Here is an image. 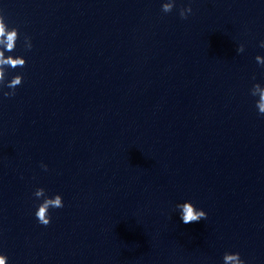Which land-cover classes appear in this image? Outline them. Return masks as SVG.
Returning <instances> with one entry per match:
<instances>
[{
  "label": "clouds",
  "instance_id": "9594fccd",
  "mask_svg": "<svg viewBox=\"0 0 264 264\" xmlns=\"http://www.w3.org/2000/svg\"><path fill=\"white\" fill-rule=\"evenodd\" d=\"M175 6V0H167V2L162 4V11L164 13H170ZM192 12V8L189 6L187 8H181L179 15L182 19H187L188 14ZM18 29H9L8 25L5 23V18L3 14H0V85H4L6 78V67H11L15 69L17 67H23L26 64V60L22 57L13 58L12 55L5 56V52H13L16 47V41L18 40ZM261 47H264V41L261 42ZM25 47L30 50L32 45L30 38L25 37ZM244 51V46L241 44L237 48V52L241 53ZM256 62L259 65L264 66V57L257 55L255 57ZM22 75H15L9 82H7L6 87L12 91L4 92L5 97H10L15 95V89L22 84ZM251 95L253 97L258 96V100L255 103V107L258 113L264 115V87L260 84H254L251 89ZM42 167L47 170L46 165ZM34 196L37 198L44 197L43 202L39 204L35 216L38 222L44 226H47L51 222V217L49 215L50 208H63V198L61 195L56 194L54 197H46L45 190L43 188H37L34 192ZM180 212V217L183 223L189 224L194 222H199L207 218V213L203 209H198L191 201H185L176 205ZM224 264H245V261L241 259L240 254L237 253H225L223 256ZM0 264H8V258L6 255L0 254Z\"/></svg>",
  "mask_w": 264,
  "mask_h": 264
}]
</instances>
